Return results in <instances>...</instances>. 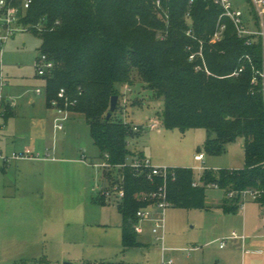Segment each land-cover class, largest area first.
Returning a JSON list of instances; mask_svg holds the SVG:
<instances>
[{"label": "trees", "instance_id": "1", "mask_svg": "<svg viewBox=\"0 0 264 264\" xmlns=\"http://www.w3.org/2000/svg\"><path fill=\"white\" fill-rule=\"evenodd\" d=\"M156 1L32 0L19 21L30 25L40 38L38 54L44 53L54 64L43 76L47 107L63 88L71 102L68 112L84 116L99 157L108 156L110 168H102V177L110 182L95 198L97 203H105L107 185L116 195L118 189L123 190L116 207L124 250L143 246L134 230L136 211L151 203L147 193L163 182L157 176L150 181L148 169L137 172L128 165L127 138L139 128L134 130L115 116L118 103L107 118L111 96L119 98L120 87L129 88L135 78L162 99L166 127L206 130L204 148L208 153H221L227 143L238 139L243 142L242 168L204 169L201 183L193 185L196 180L191 168L172 167L174 178L166 181L170 206L204 208L207 185L227 193L260 190L257 199L264 205V85L251 83L253 72L244 58L250 55L259 65L260 44H246L228 18L222 19L226 24L223 38L210 42L222 12L213 0H160V6ZM199 49L203 59L189 60L191 51ZM241 65L243 71L232 75ZM58 102L64 104L62 99ZM3 107L6 121L13 114L6 98ZM112 168L116 175L110 178ZM239 202L234 195L221 206L234 211Z\"/></svg>", "mask_w": 264, "mask_h": 264}, {"label": "rangeland", "instance_id": "2", "mask_svg": "<svg viewBox=\"0 0 264 264\" xmlns=\"http://www.w3.org/2000/svg\"><path fill=\"white\" fill-rule=\"evenodd\" d=\"M232 2L243 11L244 17L250 18L249 0ZM24 15L25 12L21 18ZM0 29L3 30L1 11ZM40 43L30 25H23L22 31L9 36L2 45L1 92L15 104L16 115L3 121L0 146L2 155L8 157L13 151L34 148L35 157L47 158L45 168L50 173L51 191L50 198L45 200L51 209L47 221L42 224L41 242L35 247H0V264H166L163 260L170 259L173 264H186L188 258L189 264H215L225 259L228 264H239L242 250L227 239L231 230L239 233L237 223L231 219L233 215H225L227 212L221 206L228 197L227 192L212 185L205 188L204 208H165L164 242L168 250L164 253L151 235L148 221L140 222L143 233L139 235L147 245L122 248L116 193L107 185L105 189L109 194L105 196V203H97L95 198L110 181L102 177V159L98 158L99 150L84 116L73 112L58 113L57 109L46 106L45 80L37 75L35 67ZM135 81L127 90L125 85L120 87L123 93L118 98L119 108L115 113L117 118L139 128L138 133L127 138V162L137 157L148 160L152 166L191 168L199 183L204 169L217 172L244 166V148L239 141L227 143L221 153L210 154L204 148L207 136L204 128L181 131L166 127L162 120V99L155 98L138 78ZM36 88H40L41 93H35ZM62 117L66 118L64 128L54 129V122ZM152 122L157 127L151 128ZM200 152L204 157L197 161L194 156ZM24 164L30 168L34 166L28 162ZM2 175L0 171V180ZM115 175L116 168H112L110 178ZM248 200L246 206L257 203ZM2 201L9 202L0 198V205ZM240 211L238 207L229 214ZM9 230L8 223L0 221V234ZM222 241L223 248H219ZM247 264H256V258L247 257Z\"/></svg>", "mask_w": 264, "mask_h": 264}, {"label": "built area", "instance_id": "3", "mask_svg": "<svg viewBox=\"0 0 264 264\" xmlns=\"http://www.w3.org/2000/svg\"><path fill=\"white\" fill-rule=\"evenodd\" d=\"M32 0H16L14 3L9 2L7 0H0V11H1V19H2V28L0 29V53L2 50V45L4 41L9 37L14 35L15 32L22 31L23 25L19 22L21 19V14L25 12L30 6ZM215 4H217L222 12L218 17L217 24L213 35L210 38V42L214 43L220 41L223 38L224 31L226 29V24L222 21L223 18H228L235 27L237 36L239 38L245 39V43L248 45H252L254 43H259L262 49V53L260 56L259 65H255L253 63L250 55H245V61L249 63L250 68L253 72L251 77V83L255 86H263L264 85V0H250L252 5V12L250 18L244 17V13L241 9L234 6L232 0H213ZM156 5L160 6V0L156 1ZM252 23V25H251ZM187 34H191V30L187 31ZM191 50V48H188ZM197 57L203 59L202 52L199 49L198 51H191L189 54V60L193 61ZM53 61L50 60L44 53H39L37 56L36 62V72L38 76L43 77L44 75L51 72L53 69ZM196 69H199L197 66ZM244 69V65H241L237 70H235L232 75H238ZM2 76L0 71V130L2 128L3 123V100L5 96L1 92L2 86ZM127 90V86L125 87ZM36 93H40L41 89L36 88ZM58 99H62L64 104L60 105L58 99H52L50 101V107L57 109L58 113H68L67 106L71 104V102L67 101V97L64 94V89L60 88L57 93ZM65 117L58 119L55 122V127L57 129L63 128V121ZM151 128L157 127L155 122L150 124ZM138 127L133 126V129L136 130ZM29 151L27 150L25 153H12L10 157L2 155L0 151V159L7 161L9 158H18L22 156H27ZM107 155H104V159L100 164L103 168H110L109 163L107 162ZM203 153H199L194 156L196 160L202 161ZM128 165L133 168L135 171L139 172L142 169H148L147 178L152 181L155 176L162 178V184L158 187L157 190L147 193V198H150L152 201L148 205L139 208L136 211V223L134 224V230L137 234L142 233L143 229L140 226L141 221H149L150 222V232L152 236L159 242L160 248L162 252L168 250L165 246L164 242V234H165V218H164V210L166 207L170 206L169 201L167 200V191H166V181L169 177L174 178V171L172 167L166 166H152L149 161L146 159H141L134 157ZM199 169H204L203 166L198 167ZM197 184V181L193 182V185ZM217 187V186H215ZM108 194V193H107ZM124 195L123 190L120 188L117 190V199L121 198ZM228 197H232L237 195L240 199V204L242 205L246 198H258L261 195V191L252 188L242 189L240 191H230L227 193ZM224 241L221 242V246H223ZM163 263L173 264V261L167 260Z\"/></svg>", "mask_w": 264, "mask_h": 264}, {"label": "crops", "instance_id": "4", "mask_svg": "<svg viewBox=\"0 0 264 264\" xmlns=\"http://www.w3.org/2000/svg\"><path fill=\"white\" fill-rule=\"evenodd\" d=\"M5 98L11 105L13 114L10 117H13L16 115L14 112L16 106L6 95ZM30 102L32 103L33 100L30 99ZM53 126L54 129H57L55 122ZM236 141H239L243 146L242 140L238 139ZM27 150L29 151L27 156L9 158L7 161L0 159V171L3 174L0 180V198L9 201H2L0 205V211L2 210V213H0V221L5 224L8 223L10 226L8 233L0 234V247H35L41 242L40 233L43 231L42 224L47 221L46 217L50 214L51 207L45 200V198H50L49 194L51 191L50 173L47 167L45 168V164L48 162L47 158H42L40 155L35 157L34 148L13 151V153H25ZM98 158L100 157L98 156ZM10 162L12 164L9 166ZM25 162L34 165L33 168H30L29 165L25 166ZM35 163L38 165V168L35 167ZM248 199L254 200L257 203H251L246 206L249 201ZM238 207L241 210L239 214H229L235 210L226 211L227 213H225L228 217L229 215H233L231 219H235L237 229L239 230V233L231 230L227 239L234 242V245L240 246L242 250V258L239 264H247V257L251 256L256 258V264H264V205L257 198H246L243 204L238 205ZM142 233L137 234V240L143 244L139 248H144L147 245V241L139 237ZM219 248H223V246L220 244ZM189 262L188 258L186 264H189ZM215 264H228V262L226 259L223 261L217 260Z\"/></svg>", "mask_w": 264, "mask_h": 264}, {"label": "water", "instance_id": "5", "mask_svg": "<svg viewBox=\"0 0 264 264\" xmlns=\"http://www.w3.org/2000/svg\"><path fill=\"white\" fill-rule=\"evenodd\" d=\"M117 103H118V96L117 95H113L110 98V106H109V112L107 114V118L111 115L112 112H114L117 108ZM64 264H70L65 262Z\"/></svg>", "mask_w": 264, "mask_h": 264}]
</instances>
